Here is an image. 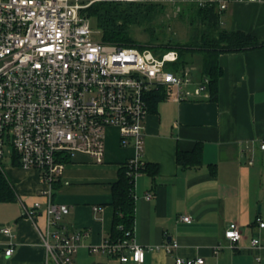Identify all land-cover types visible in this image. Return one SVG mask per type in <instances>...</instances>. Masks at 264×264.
I'll use <instances>...</instances> for the list:
<instances>
[{
	"label": "crops",
	"instance_id": "1",
	"mask_svg": "<svg viewBox=\"0 0 264 264\" xmlns=\"http://www.w3.org/2000/svg\"><path fill=\"white\" fill-rule=\"evenodd\" d=\"M221 22L263 40L264 0L230 3ZM219 65L223 74L213 97L207 89L209 98L162 99L150 109L143 151L148 169L134 184V241L146 249L143 264H176L179 257L203 258L204 264H264V228L258 222H264V48L221 54ZM193 77L191 88L203 79ZM197 145L201 164L179 165V152L190 153ZM134 155L133 147L121 146L118 129L110 128L103 164L82 153L66 164L53 200L70 212L51 230L83 233L75 264H122L91 247L111 242L112 185ZM6 164L15 199L0 202V227H11L15 253L5 256L9 239L0 234V264H56L47 260L43 246L47 199L40 193L45 188L40 173ZM37 202L42 208L32 221L23 205L32 208ZM185 214L191 223L179 220ZM231 223L243 234L233 247L225 237ZM170 245L175 246L168 251Z\"/></svg>",
	"mask_w": 264,
	"mask_h": 264
},
{
	"label": "built area",
	"instance_id": "2",
	"mask_svg": "<svg viewBox=\"0 0 264 264\" xmlns=\"http://www.w3.org/2000/svg\"><path fill=\"white\" fill-rule=\"evenodd\" d=\"M236 1L241 0H0V171L5 173L7 158L11 165L39 171L45 185L40 193L47 199V260L75 264L83 237L81 232L51 230L70 212L53 200L66 164L79 153L103 164L107 131L117 128L121 146L135 150L125 163L135 184L147 166L145 124L153 95L175 102L210 97L207 77L191 88L196 84L193 66L166 69L178 63L177 51L158 55L148 48L96 40L87 9L98 2H145L177 10L215 5L224 11ZM41 208L38 202L32 208L23 205V214L35 221ZM179 220L191 223L192 216ZM258 222L264 228V222ZM0 234L9 239L5 256L12 257L11 227H0ZM225 237L235 246L243 237L240 226L229 224ZM259 243L252 241L254 247ZM145 250L134 241V232L128 239L91 247V252L122 264H143ZM176 264H204V259L179 257Z\"/></svg>",
	"mask_w": 264,
	"mask_h": 264
},
{
	"label": "trees",
	"instance_id": "3",
	"mask_svg": "<svg viewBox=\"0 0 264 264\" xmlns=\"http://www.w3.org/2000/svg\"><path fill=\"white\" fill-rule=\"evenodd\" d=\"M164 9L162 5L145 2H98L87 9V16L97 22L101 32L100 40L104 43L121 47L148 48L156 54L175 50L179 54L177 63L179 67L192 66L193 57L199 55L198 75L209 79L208 89L212 97L217 93L218 82L223 74L219 65L221 54L264 48V39H259L248 32L231 31L223 27L221 22L223 11H219L215 5L204 8L195 5L185 7L180 17L191 26V33L185 44L161 41L149 27L146 29L150 36L149 43L144 45L138 42L133 36V27L148 26ZM162 99H164L163 95H153L150 109ZM201 153L199 145L190 153L179 152L178 163L183 167L199 166ZM147 169L148 165L144 171ZM14 199L15 194L10 187L9 180L5 173L0 171V202H10ZM112 199L114 219L110 240L114 243L128 239L129 235L134 232L135 226L134 180L129 176L125 166L121 169L119 180L112 185Z\"/></svg>",
	"mask_w": 264,
	"mask_h": 264
},
{
	"label": "rangeland",
	"instance_id": "4",
	"mask_svg": "<svg viewBox=\"0 0 264 264\" xmlns=\"http://www.w3.org/2000/svg\"><path fill=\"white\" fill-rule=\"evenodd\" d=\"M164 11L154 18L151 24L148 26L146 25H139L134 26L132 29V33L134 38L140 42L141 44H148L150 40L149 34L146 32V29L152 28L154 31V35L162 40H166V42L174 41L181 44L187 43L189 39V35L191 33V26L187 21H183L180 17V15L184 12L185 7H182L180 10H177L175 8H172L170 6H164ZM161 11V10H160ZM91 27L95 33V39L100 40L101 38V32L98 29L97 22L94 19H91ZM162 53V52H161ZM158 55H162V54ZM192 59V57H190ZM192 66L196 69V72H194V75L198 76L200 71V56L195 55L193 57V63ZM179 65L177 64H169L167 66V70L174 71L175 69H178ZM8 158L5 160V163H8Z\"/></svg>",
	"mask_w": 264,
	"mask_h": 264
}]
</instances>
